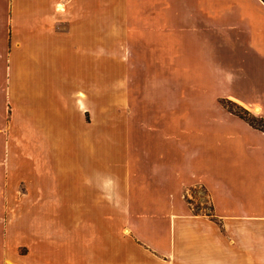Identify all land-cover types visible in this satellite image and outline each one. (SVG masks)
Returning <instances> with one entry per match:
<instances>
[{
    "label": "crops",
    "instance_id": "0c3cea01",
    "mask_svg": "<svg viewBox=\"0 0 264 264\" xmlns=\"http://www.w3.org/2000/svg\"><path fill=\"white\" fill-rule=\"evenodd\" d=\"M221 97L264 118V0H0V264H264V130Z\"/></svg>",
    "mask_w": 264,
    "mask_h": 264
},
{
    "label": "rangeland",
    "instance_id": "374dc122",
    "mask_svg": "<svg viewBox=\"0 0 264 264\" xmlns=\"http://www.w3.org/2000/svg\"><path fill=\"white\" fill-rule=\"evenodd\" d=\"M236 94H238V95H240L243 98H246L248 100L253 99V93L250 94V86L248 85V82L246 83L245 81L242 83V87L239 88V92L236 93ZM230 103L235 104V105H239V104L234 103V101L230 100L227 97H221L218 100V106L220 108H222V111H223V109H226V110H228L229 112L232 113L233 111H231L230 108H229ZM234 114H236V113H234ZM236 115H238V114H236ZM211 116L212 117H214V116H222V113L218 109H216L214 106H212V108H211ZM238 116H240V115H238ZM212 126H214V122L213 121H212ZM57 143H58V141H57ZM52 151L54 152V155L56 156V158H58L59 147L57 145L53 146L52 147ZM188 197H189L190 201L193 204V207H194V210H195L196 214H198V215H211V205H210V203L208 201L207 195L205 194V192L201 188H196L194 190L189 191L188 192ZM219 226L221 227L222 231L224 232L225 228H224L223 224L219 223Z\"/></svg>",
    "mask_w": 264,
    "mask_h": 264
},
{
    "label": "trees",
    "instance_id": "16d2710c",
    "mask_svg": "<svg viewBox=\"0 0 264 264\" xmlns=\"http://www.w3.org/2000/svg\"><path fill=\"white\" fill-rule=\"evenodd\" d=\"M229 108L231 111L240 115L250 124H252L254 127H258L264 130V118L255 116L252 112H250L249 110L245 109L240 105H235L230 103Z\"/></svg>",
    "mask_w": 264,
    "mask_h": 264
}]
</instances>
